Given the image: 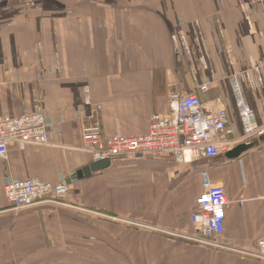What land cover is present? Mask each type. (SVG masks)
Segmentation results:
<instances>
[{
  "label": "crops",
  "instance_id": "obj_1",
  "mask_svg": "<svg viewBox=\"0 0 264 264\" xmlns=\"http://www.w3.org/2000/svg\"><path fill=\"white\" fill-rule=\"evenodd\" d=\"M238 82L264 124V0L0 2V114L42 112L50 137L0 157V264H264V142L233 160L135 157L77 177L94 162L88 125L145 133L175 95L224 106L246 142ZM202 169L229 200L221 248L192 239ZM26 178L70 190L13 209L4 186Z\"/></svg>",
  "mask_w": 264,
  "mask_h": 264
},
{
  "label": "built area",
  "instance_id": "obj_2",
  "mask_svg": "<svg viewBox=\"0 0 264 264\" xmlns=\"http://www.w3.org/2000/svg\"><path fill=\"white\" fill-rule=\"evenodd\" d=\"M205 92L207 85L202 86ZM236 104L244 130V140L264 135V124L254 121V110L246 102L241 86L235 83ZM234 134L224 106L202 102L196 94L175 95L169 113L152 116L149 129L138 135L105 136L99 121L84 129V147L94 161L123 160L135 157L171 155L189 164L201 158H213L235 146ZM48 121L44 113L33 112L15 116L0 114V157H6L12 143L48 144ZM202 192L196 198L191 222L200 244L223 247L229 200L225 186L212 180L206 169L200 171ZM66 180L54 184L39 178L11 180L4 186L5 196L13 209L30 207L46 199L60 202L68 194ZM257 257L264 261V236L257 240Z\"/></svg>",
  "mask_w": 264,
  "mask_h": 264
},
{
  "label": "water",
  "instance_id": "obj_3",
  "mask_svg": "<svg viewBox=\"0 0 264 264\" xmlns=\"http://www.w3.org/2000/svg\"><path fill=\"white\" fill-rule=\"evenodd\" d=\"M264 142V135L258 138L251 139L246 142H242L239 144H236L235 146L229 148L227 151L220 153L218 156L213 158H202L205 161L216 162L220 161V159H226V160H233L239 158L243 153L246 151L257 147L259 143ZM171 156V155H170ZM173 157V156H171ZM174 158V157H173ZM111 161L109 160H101V161H94L90 163L88 166H86L82 172L77 173V177H89L91 174L95 171L102 170L110 165ZM194 163V162H192ZM191 163V164H192ZM76 176V175H74Z\"/></svg>",
  "mask_w": 264,
  "mask_h": 264
},
{
  "label": "rangeland",
  "instance_id": "obj_4",
  "mask_svg": "<svg viewBox=\"0 0 264 264\" xmlns=\"http://www.w3.org/2000/svg\"><path fill=\"white\" fill-rule=\"evenodd\" d=\"M11 2V1H14V2H19V1H26V0H0V2ZM54 1H60V0H54ZM206 246V245H205ZM217 248V247H216ZM221 248V247H220ZM263 261V260H262ZM264 262V261H263Z\"/></svg>",
  "mask_w": 264,
  "mask_h": 264
}]
</instances>
